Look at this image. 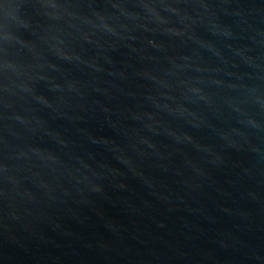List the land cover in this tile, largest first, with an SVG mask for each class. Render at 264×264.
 <instances>
[{
    "label": "water",
    "instance_id": "95a60500",
    "mask_svg": "<svg viewBox=\"0 0 264 264\" xmlns=\"http://www.w3.org/2000/svg\"><path fill=\"white\" fill-rule=\"evenodd\" d=\"M0 264H264V0H0Z\"/></svg>",
    "mask_w": 264,
    "mask_h": 264
}]
</instances>
